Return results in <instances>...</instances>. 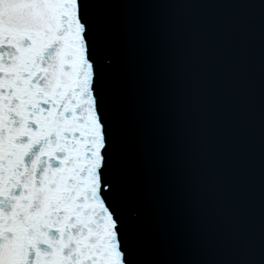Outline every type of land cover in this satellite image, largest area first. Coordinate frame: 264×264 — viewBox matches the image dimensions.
<instances>
[{
  "label": "snow or ice",
  "instance_id": "1",
  "mask_svg": "<svg viewBox=\"0 0 264 264\" xmlns=\"http://www.w3.org/2000/svg\"><path fill=\"white\" fill-rule=\"evenodd\" d=\"M112 5L113 0H0V264H132L134 243L129 237L125 246L124 232L143 207L129 194L123 153L135 108L151 114L165 159L179 160L187 173L185 196L198 198L196 181L207 168L183 161L182 152L199 156L220 137L210 128V99L195 48L167 66L175 82L163 84L138 39L140 26L118 17ZM260 8L264 32V4ZM117 26L127 30V45L116 39ZM232 95L238 141L229 148L240 186L235 205L243 216L253 184L239 74ZM259 166L264 243V53ZM130 206L138 211L130 215ZM168 242L198 258L243 249L249 235L243 225L218 237L194 234L178 223Z\"/></svg>",
  "mask_w": 264,
  "mask_h": 264
},
{
  "label": "water",
  "instance_id": "2",
  "mask_svg": "<svg viewBox=\"0 0 264 264\" xmlns=\"http://www.w3.org/2000/svg\"><path fill=\"white\" fill-rule=\"evenodd\" d=\"M261 4L264 0H113L118 17L140 26L142 34L138 39L148 48L163 84L175 82L167 66L184 60L189 47L194 46L197 67L200 64L204 72L201 82L210 99V128L220 137V142L211 143L199 156L187 150L182 152L183 161L203 163L207 168V174L196 181L198 198L192 200L185 196L187 173L181 170L179 160L165 159L151 114L140 107L130 113L123 166L129 194L143 207L142 215L124 232L125 246L129 237L134 243L132 264H264L259 193L264 53ZM82 35L87 40L86 31ZM115 37L124 45L130 39L127 30L120 26L115 29ZM241 48L238 57L237 50ZM127 64L125 58V67ZM238 74L245 83L244 120L250 153L247 174L253 184L243 216L235 205L240 186L229 148L238 141L232 95ZM99 192L103 197V182ZM127 211L131 215L138 209L130 206ZM178 223L190 226L194 234L212 232L218 237L243 225L249 243L243 249L226 248L193 258L168 242ZM116 231L119 232L118 226ZM174 238L181 239L182 234L174 233Z\"/></svg>",
  "mask_w": 264,
  "mask_h": 264
}]
</instances>
